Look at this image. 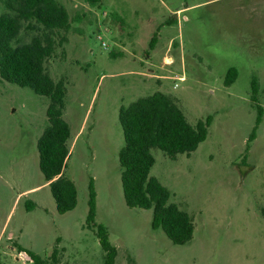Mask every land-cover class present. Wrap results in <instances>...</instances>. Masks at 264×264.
Instances as JSON below:
<instances>
[{"label": "rangeland", "instance_id": "rangeland-1", "mask_svg": "<svg viewBox=\"0 0 264 264\" xmlns=\"http://www.w3.org/2000/svg\"><path fill=\"white\" fill-rule=\"evenodd\" d=\"M58 1L70 26L57 33L65 39L45 68L66 89L63 172L77 204L59 214L39 168L48 97L0 77V261L32 264L20 245L47 259L56 248L50 264H103L85 222L92 177L95 221L108 229L115 264H264V0ZM33 34L23 29L19 43ZM231 67L236 78L227 86ZM156 91L174 97L191 124L211 122L189 155L171 159L151 149L150 175L193 220L192 239L182 245L152 228L151 209L128 207L123 196L118 111ZM257 105L263 116L249 141Z\"/></svg>", "mask_w": 264, "mask_h": 264}, {"label": "trees", "instance_id": "trees-1", "mask_svg": "<svg viewBox=\"0 0 264 264\" xmlns=\"http://www.w3.org/2000/svg\"><path fill=\"white\" fill-rule=\"evenodd\" d=\"M99 4L100 0H86ZM5 10L0 14V77L2 80L30 87L36 94L48 97L46 108L48 125L37 140L39 168L51 194L56 211L66 213L77 204L75 183L64 175L69 154L70 127L64 119L66 89L62 80L55 81L45 68L46 59L55 51L65 37L57 39L60 30L70 26L65 6L58 0H0ZM34 34L29 41L19 43L21 31ZM155 40L151 39L153 46ZM236 78V69L227 70L224 83L230 85ZM257 81L251 82L252 99H256ZM263 110L256 106L255 125L248 140L255 137ZM123 132V145L118 153L120 178L125 204L128 207L151 209V226L161 228L176 245L192 239L194 225L191 216L171 201V193L155 176L150 175L154 164L152 148L162 150L169 158L178 154L189 155L205 140L210 117L191 124L176 99L156 91L123 105L118 111ZM87 214L85 222L94 229L103 251V264H115L117 249L109 239L108 229L95 221L96 191L94 179L87 184ZM25 251L32 264H50L56 261V248L49 259L17 246ZM0 264H3L0 261Z\"/></svg>", "mask_w": 264, "mask_h": 264}, {"label": "water", "instance_id": "water-1", "mask_svg": "<svg viewBox=\"0 0 264 264\" xmlns=\"http://www.w3.org/2000/svg\"><path fill=\"white\" fill-rule=\"evenodd\" d=\"M27 257H28V259L31 261L30 257H29V256H27Z\"/></svg>", "mask_w": 264, "mask_h": 264}, {"label": "crops", "instance_id": "crops-1", "mask_svg": "<svg viewBox=\"0 0 264 264\" xmlns=\"http://www.w3.org/2000/svg\"><path fill=\"white\" fill-rule=\"evenodd\" d=\"M27 190H29V189H26L25 191H27Z\"/></svg>", "mask_w": 264, "mask_h": 264}]
</instances>
